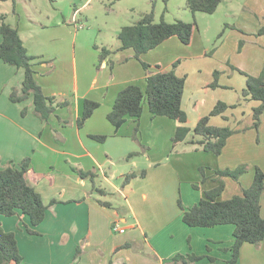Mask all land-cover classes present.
Segmentation results:
<instances>
[{
	"label": "crops",
	"instance_id": "crops-1",
	"mask_svg": "<svg viewBox=\"0 0 264 264\" xmlns=\"http://www.w3.org/2000/svg\"><path fill=\"white\" fill-rule=\"evenodd\" d=\"M90 1L86 0L84 5ZM10 2L15 17L13 26L18 28L28 52L37 57L36 79L43 92L55 97L57 102H69L58 106L47 121H42L34 112L33 95L25 101L10 99L15 87L22 92L25 69L0 59V169L9 162L18 165L30 157L27 177L49 204L44 220L34 228L37 233L29 232L28 227L32 225L28 215L0 214V226L16 233L23 256L21 264H174L172 261L177 254H210L218 258V263L227 264L231 251L225 248L234 242L235 225L189 226L183 221L178 201L181 199L185 209L197 204L205 191L218 184L216 169L247 164V169H254V174L256 166L264 170L261 146L256 142L251 144L253 137L254 141L260 138L259 130L252 126L253 108L260 102L251 103L252 99L244 98V81H241V94L210 100L206 96L209 87L215 89L212 84L214 72L218 70L234 76L236 72L242 74L239 70L252 75L261 73L264 34L257 33L264 26V0H222L216 12L196 13L198 26L190 44L172 36L141 56L150 65V73L169 70L179 61L175 71L186 77L182 107L190 127L194 128L198 119L209 114L218 101L236 104L223 115L210 118L215 126L247 128L231 135L219 155L187 140L174 144L172 138L178 121L153 116L148 104L139 120L128 117L116 131L108 114L119 91L129 84L146 88L147 71L134 57V50H118L121 46L118 40L109 47L115 52L106 57L96 72L84 68V57L79 62L76 53L71 59L72 84L69 79L48 80L47 76L55 69V64L51 65L53 59L32 50L31 14L27 8L23 12L18 0H0V5L4 7ZM24 2L31 4L32 0ZM2 7L0 15H9L7 6ZM62 21L64 19L56 17L55 26H64ZM74 25L80 30L85 24L79 27L80 23L75 21ZM220 32L222 40L218 46H213L214 35ZM2 40L0 34V43ZM95 60L96 54H90V63ZM85 99L97 101L99 106L79 127ZM243 100L250 101L252 122L245 121L247 112L243 110ZM24 108L27 109L25 115L22 114ZM233 108L237 113L240 110L241 116L236 117L231 126L228 111ZM260 127L264 128V112ZM92 135H107V138L102 142ZM135 152L139 154L133 158L131 153ZM74 167L94 172L95 185L104 192L95 190L93 181L81 177ZM201 167H205V182H202ZM142 170H146L145 176L138 174L125 182L127 174ZM246 173L239 181L223 178L226 187L222 199L230 198L225 195L229 182L233 184V195L242 193L243 188L252 184L254 175H249L245 182ZM117 195L125 202L115 205L112 198ZM53 199L58 202L50 204ZM261 215L264 217V192ZM114 223L125 228V232L114 231ZM208 262L205 257L194 264ZM238 264H264V240L259 245L245 242Z\"/></svg>",
	"mask_w": 264,
	"mask_h": 264
},
{
	"label": "trees",
	"instance_id": "trees-1",
	"mask_svg": "<svg viewBox=\"0 0 264 264\" xmlns=\"http://www.w3.org/2000/svg\"><path fill=\"white\" fill-rule=\"evenodd\" d=\"M167 4L169 0H164ZM222 0H187V6L193 13V21L187 22L181 19L173 22L166 21L163 16L156 21L154 5L155 0H151L152 9L143 13L134 23L124 25L118 33L121 46L118 50L133 49L134 57L139 59L147 71L146 88L143 90L137 84H129L119 91L112 110L108 114L109 121L115 126L116 131L126 122L128 117L139 120L143 114L145 104L153 116H167L178 121L176 132L172 138L174 144L182 141L198 144L205 151L216 155L221 154L228 138L241 130L226 126H215L210 123L211 116L223 115L230 107L224 101H218L211 112L200 117L193 128L194 137L188 139L192 127L188 125V115L182 107V100L186 86V77L179 76L175 68L179 61L174 62L169 70H160L150 73V65L142 60L144 53L156 48L165 40L172 36H177L184 44H190L197 29L198 23L196 13L198 11L214 13L218 9ZM167 10V8H165ZM264 33V26L258 34ZM0 34L3 40L0 43V59L5 63L25 69L22 92L19 93L15 87L10 94V99L14 102L25 101L33 95L35 103V114L42 120L47 121L58 106L68 105V101L57 102L55 97L47 96L43 92L42 86L36 79L37 57L28 52L18 28L5 21V15H0ZM100 49L98 70L101 68L106 57L115 51L107 47H97ZM42 61H39V63ZM46 62V61H44ZM113 65V62L111 63ZM246 76V87L243 90L244 98L257 100L260 104L253 108V127L259 128L261 116L264 112V66L259 75H252L239 70ZM218 72L214 73L215 80L213 86L218 85ZM99 102L85 99L83 114L78 120V126L82 127L86 120L90 118ZM27 109L24 108L22 114L25 115ZM138 126L135 128V134ZM135 136V135H134ZM93 138L104 141L107 135H92ZM196 137H199L196 139ZM135 153H131L133 155ZM31 168V158H24L18 165L9 162L0 169V214L12 216L22 213L30 217L32 226L28 227L29 232L37 233L34 229L45 218L49 207L40 192L29 181L27 174ZM74 170L84 178H90L94 183V189L100 193L104 190L96 187V175L92 171H84L78 167ZM203 178L207 180L205 167L200 168ZM247 172V164H241L236 168L216 169L215 180L218 184L205 191L200 201L192 207L185 209L179 199V205L183 210V221L193 227H214L222 224L235 225L234 242L226 250L231 251V258L227 264H238L241 247L245 242L259 245L264 240V217L261 215V196L264 192V170L259 166L255 168L254 180L252 184L242 189V194H235L228 199L221 196L226 184L224 177H230L239 181L240 177ZM145 176L146 170L140 173L132 172L126 175L125 182L137 175ZM197 187V185H194ZM58 202L57 199L50 201V204ZM103 205L110 206L111 203L100 201ZM79 252V251H78ZM207 257V264H220L218 258L206 255H182L177 254L173 258L174 264H194L196 261ZM23 256L20 253L18 240L14 231H7L0 226V264H21Z\"/></svg>",
	"mask_w": 264,
	"mask_h": 264
},
{
	"label": "rangeland",
	"instance_id": "rangeland-1",
	"mask_svg": "<svg viewBox=\"0 0 264 264\" xmlns=\"http://www.w3.org/2000/svg\"><path fill=\"white\" fill-rule=\"evenodd\" d=\"M18 1L19 7L23 12L25 13L24 9L27 8L31 14L32 21L29 24V28L32 34L30 37L32 50L44 54L49 60L53 59L51 65L52 63L53 65L55 64V69L47 76L48 80L64 82L65 79H69V83L71 84L74 82L71 59L76 53L79 62L84 57L82 59L84 68L86 66V69L89 71L91 69L94 72L98 71L100 49L97 47L109 48L114 45L119 40L118 33L122 26L136 22L143 13L149 12L152 9L151 0H91L86 5H84L86 0H32L31 4L25 3L24 0ZM0 6L2 7V5ZM5 6H7L6 9H9L7 11L9 15L4 14L5 21L13 25L15 24V17L12 11L13 4L10 2L2 8H5ZM75 9H78L76 13ZM154 12L156 21L161 20L162 16L168 22L178 19L187 22L193 21V13L187 6V0H169L167 4L164 0H155ZM56 17L64 19V22L62 21V25L64 26H55ZM74 17L77 23L85 24L84 29L78 30L75 27ZM222 36V32L214 35L213 46H218L222 40ZM92 53L96 54V60L93 64L90 63V54L92 55ZM218 71V76L220 75L218 77L219 85L215 86V89L209 87V93L206 95L208 100L212 97L218 99L229 98L230 96L242 93V80L244 81V88L246 87V78L242 74L236 72L237 74L234 76L222 73L220 70ZM243 101L245 105L243 110L247 112L245 121L250 120L252 122V118L249 115L251 111L250 105L248 106L250 101ZM254 102L257 101H251V103ZM228 113L230 114L228 124L233 126L235 124L233 121L236 117L241 116V112L239 110L237 113L236 108H233ZM256 130H259L260 134H258V137L260 138L254 141L253 137L251 144L256 142L258 146H261V153L264 157V128L259 126ZM194 135L195 133L192 128L188 138ZM138 154V152H135L133 158ZM141 159L143 160L144 158ZM121 164L124 163L121 162ZM249 175H254V169L251 171L247 169L245 182ZM231 183L229 182L228 189L225 192V195L230 197L234 196L232 192L233 184ZM112 200L115 205L125 202V199L120 195L112 198Z\"/></svg>",
	"mask_w": 264,
	"mask_h": 264
},
{
	"label": "built area",
	"instance_id": "built-area-1",
	"mask_svg": "<svg viewBox=\"0 0 264 264\" xmlns=\"http://www.w3.org/2000/svg\"><path fill=\"white\" fill-rule=\"evenodd\" d=\"M75 21L77 22L76 18H75ZM82 26H83V24L80 23L79 27H82ZM112 228H113V230L116 231V232H120V233L125 232V228L120 227V225H119L118 223H114V225H113Z\"/></svg>",
	"mask_w": 264,
	"mask_h": 264
}]
</instances>
